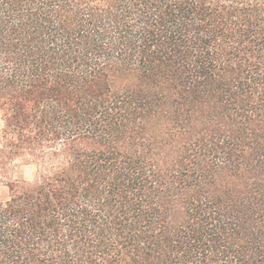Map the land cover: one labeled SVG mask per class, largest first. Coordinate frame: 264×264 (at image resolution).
<instances>
[{
    "label": "trees",
    "instance_id": "obj_1",
    "mask_svg": "<svg viewBox=\"0 0 264 264\" xmlns=\"http://www.w3.org/2000/svg\"><path fill=\"white\" fill-rule=\"evenodd\" d=\"M0 114V264H264V0H0Z\"/></svg>",
    "mask_w": 264,
    "mask_h": 264
},
{
    "label": "rangeland",
    "instance_id": "obj_2",
    "mask_svg": "<svg viewBox=\"0 0 264 264\" xmlns=\"http://www.w3.org/2000/svg\"><path fill=\"white\" fill-rule=\"evenodd\" d=\"M2 127H3V120H2V116L0 114V131H1ZM33 175H34V170L32 168H28L26 170V177L28 179H31ZM0 198H1V193H0Z\"/></svg>",
    "mask_w": 264,
    "mask_h": 264
}]
</instances>
